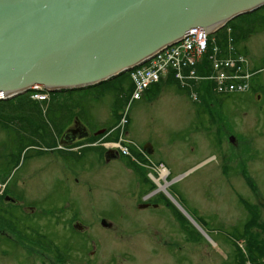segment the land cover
Wrapping results in <instances>:
<instances>
[{"label":"rangeland","instance_id":"1","mask_svg":"<svg viewBox=\"0 0 264 264\" xmlns=\"http://www.w3.org/2000/svg\"><path fill=\"white\" fill-rule=\"evenodd\" d=\"M217 31L232 33L252 72L237 110L225 93L176 81L129 103L126 75L0 101V264H264V92L248 93L264 83V6ZM75 116L102 132L56 149ZM121 132L131 155L105 161ZM29 143L45 149L25 156ZM145 199L158 208H138Z\"/></svg>","mask_w":264,"mask_h":264},{"label":"water","instance_id":"2","mask_svg":"<svg viewBox=\"0 0 264 264\" xmlns=\"http://www.w3.org/2000/svg\"><path fill=\"white\" fill-rule=\"evenodd\" d=\"M263 6L264 0H0V91L10 98L36 85L55 91L97 84L191 28L213 33ZM144 149L151 152L148 142Z\"/></svg>","mask_w":264,"mask_h":264},{"label":"built area","instance_id":"3","mask_svg":"<svg viewBox=\"0 0 264 264\" xmlns=\"http://www.w3.org/2000/svg\"><path fill=\"white\" fill-rule=\"evenodd\" d=\"M226 36V42L220 34ZM218 34L213 37L212 35ZM231 33H207L200 27H194L185 32L181 40L169 45L144 61L142 64L126 71L130 82L128 101L139 100L147 90L156 84L176 81L181 88L197 89L200 83L211 85L213 93H242L247 87L251 71L246 56L233 46ZM36 96H47V91L41 86L30 90ZM6 99L0 91V101ZM127 119L124 114L122 125ZM120 134L117 148L123 154H128L127 140Z\"/></svg>","mask_w":264,"mask_h":264},{"label":"flooded vegetation","instance_id":"4","mask_svg":"<svg viewBox=\"0 0 264 264\" xmlns=\"http://www.w3.org/2000/svg\"><path fill=\"white\" fill-rule=\"evenodd\" d=\"M255 71L257 72V74L255 73V75H257V77H258V75L260 74L261 70L255 69L253 72H255ZM253 79H254V76H253ZM254 84L255 83H254V80H253V82L250 85V88L248 89V93H250V95H253L254 99L262 101L263 100V92H264V83H259L256 87H255ZM254 91H255V93H254ZM213 96H214V94L212 95V97ZM216 96H219V95H216ZM216 96H214V97H216ZM228 99L232 101V109H236L237 110L238 109V104L239 103H244L247 98L246 97H240V95H237V94L236 95L233 94V95H229ZM207 107H209V106H207ZM127 122H128V120H127ZM32 130H33V132L37 131L36 132L37 134L33 133V132H32V134H36V135H39V136H42V137H44L46 135V131H45L44 126L38 127L37 125H35V126H33ZM95 133H96L95 131H90V128L83 121H81L77 116H75L71 120V122L68 123L67 126L60 132L59 138H58V145L59 146H55V148L57 149L60 146H70V147H72L79 140H89V139H91L93 136L97 135ZM123 133H124V135L126 134V132H123ZM223 135H225V134H223ZM223 135L221 137H219L220 138L219 143H221L223 141L222 140L223 139ZM31 138H32V136H31ZM124 138L126 139V137H124ZM29 140H31V139H29ZM39 140H40V138H39ZM214 140L216 142H218V139H214ZM227 140L234 142L235 141L234 135L227 136ZM129 143H130V141H128L126 143L127 146H128V154L127 155H131V152L129 151ZM40 144H41L40 146H34V145H31V143H29L28 146H32L34 148L29 147L28 150L24 153L25 156L29 157L32 154L30 152V150L33 151V153H35L36 150L40 151V152H41V150H44L45 149L43 147L44 143H40ZM107 145L108 146L109 145H113V146H109V147L107 146L108 149L104 152L105 161L114 160V159H117V160L121 159L120 156L118 155L119 153L117 151L118 148H117L116 144L108 142ZM235 147L237 148V146H235ZM55 148H53L51 146L49 147V149H52V150L55 149ZM71 149L73 150V148H71ZM72 150L69 153H71V154L74 153L76 155L75 159H74V157L70 158L72 164H74L75 161H78V159H79V157H81V155L77 156V151H72ZM108 150H112L113 157H108L107 158V151ZM151 151H152V149H151ZM232 156H233V158H236V160H237L238 156L235 153L232 154ZM146 176H147L148 181L151 183L152 182L151 179L153 178V176L152 175L149 176V174L146 175ZM145 181H146V179H145ZM156 192L157 191H154V192H152V194L155 196ZM4 200H6V201H8L11 204L16 205V206L21 204L20 200L17 198V196L15 194L14 195L12 194V195L4 196ZM164 203H166V202H164ZM158 205H159V202H157V201H150L149 199H145V200H143L142 202H140L138 204V208L147 210V209H152V208H158ZM26 207L30 208V206H26ZM22 209L23 210L26 209L24 205H22ZM180 218L181 217H178V219H180ZM101 224L103 225L104 221H102ZM77 225H79L80 227H77ZM73 228L76 229V230H83V228H85V225H82V223L77 221V222L74 223ZM89 252L91 253L93 251L89 250Z\"/></svg>","mask_w":264,"mask_h":264},{"label":"trees","instance_id":"5","mask_svg":"<svg viewBox=\"0 0 264 264\" xmlns=\"http://www.w3.org/2000/svg\"><path fill=\"white\" fill-rule=\"evenodd\" d=\"M232 34V33H231ZM231 37H233V36H231ZM236 39V38H235ZM234 40V39H233ZM223 41L224 42H226V36H225V34H223ZM122 75H126V77L127 78H125L126 80H127V84H128V86H127V91L128 90H130V87H129V85H130V82H129V79H128V76H127V74L126 73H123V74H121V75H119V76H121L122 77ZM158 86H160V84H156V85H154V86H152L150 89H148L147 90V92L146 93H148L149 91H151V90H153L154 88H156V87H158ZM198 90H200L201 92L203 91V92H205V94H208V96L210 95V96H212L213 94L215 95V93H213V91H212V89H211V85L209 84V83H205V82H202V83H200V86H199V88H197ZM47 91V90H46ZM124 91V90H123ZM48 92V91H47ZM243 93V92H242ZM242 93H238V92H232V93H229V94H225L226 96H229V95H241ZM217 95V94H216ZM202 96V95H201Z\"/></svg>","mask_w":264,"mask_h":264},{"label":"bare ground","instance_id":"6","mask_svg":"<svg viewBox=\"0 0 264 264\" xmlns=\"http://www.w3.org/2000/svg\"><path fill=\"white\" fill-rule=\"evenodd\" d=\"M3 94H4V96H6L5 93H3ZM160 172H161V173H160V176H165V175L167 174L168 171H167V169H161ZM156 181H157L156 184L158 185L159 188H161V189H164V188H165V185H166V184L163 185V184H160L158 180H156Z\"/></svg>","mask_w":264,"mask_h":264}]
</instances>
